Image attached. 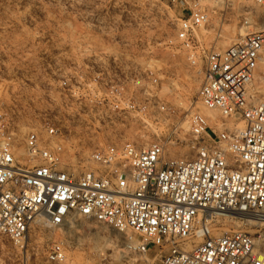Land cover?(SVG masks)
Returning a JSON list of instances; mask_svg holds the SVG:
<instances>
[{"label": "built area", "instance_id": "1", "mask_svg": "<svg viewBox=\"0 0 264 264\" xmlns=\"http://www.w3.org/2000/svg\"><path fill=\"white\" fill-rule=\"evenodd\" d=\"M179 1L190 13L168 47L184 53L200 80L187 109L170 103L171 85L168 99L160 96L157 66H127L91 48L79 61L60 58L57 80L41 95L44 110L21 146L17 118L0 109V238L14 248L10 264H64L62 241L39 260L28 248L30 234L41 239L74 218L113 230L126 252L158 264H264V0H250L261 11L251 14L256 29L224 50L198 33L210 28L211 9L232 3ZM199 106L218 114L222 121L213 125L221 131ZM225 121L237 123L231 129ZM149 134L154 141L145 140ZM75 136L89 140L88 169L76 176L65 160ZM186 143L193 159L166 157ZM233 221L254 234L219 232Z\"/></svg>", "mask_w": 264, "mask_h": 264}, {"label": "rangeland", "instance_id": "2", "mask_svg": "<svg viewBox=\"0 0 264 264\" xmlns=\"http://www.w3.org/2000/svg\"><path fill=\"white\" fill-rule=\"evenodd\" d=\"M215 2L207 0L205 4L215 7L211 4ZM229 2L232 5L226 10L211 9L210 28L198 33L201 41L215 43L219 50L254 31L251 14L259 16L261 12L250 0ZM189 13L179 0H0V109L5 115L17 118L16 145H22L26 129L35 125L38 113L43 112L41 95L44 88L57 80L60 58L79 61L81 53L89 48L108 50L127 66H157L162 84L160 96L167 95L168 99L166 85H171L170 103L187 109L195 101L200 80L188 68L184 53L168 47V43L175 42L178 21ZM245 16L250 18L247 26L243 25ZM226 42L231 45L223 48ZM259 66L258 71L264 72V63L260 62ZM216 121L208 123L218 133L221 129L213 125ZM224 123L232 129L237 122ZM240 127L242 123L237 124ZM148 137L145 140H155L152 134ZM88 141L76 136L67 140L65 160L74 176L88 169ZM172 150L174 153L167 158L193 159L196 155L190 143ZM74 221L60 232H44L43 238L37 240L33 230L29 250L33 249L40 260L53 242L62 241L66 251L64 264H146L147 259L148 264H158L160 261L126 252L122 236L115 239L116 232L105 226L84 219ZM233 230L254 234V228L240 226L235 221L219 228V232ZM13 255L10 242L0 238V264L12 263Z\"/></svg>", "mask_w": 264, "mask_h": 264}, {"label": "bare ground", "instance_id": "3", "mask_svg": "<svg viewBox=\"0 0 264 264\" xmlns=\"http://www.w3.org/2000/svg\"><path fill=\"white\" fill-rule=\"evenodd\" d=\"M207 0H205V2H206ZM209 2V1H208ZM212 5H216L215 3H211ZM245 35V34H244ZM229 45H231V44H229L228 42H226V43H223L222 44V47L223 48H225V47H227V46H229ZM223 50V49H222ZM262 63H264V56H263V58H262V61H261ZM259 68H260V66H259ZM257 88V87H256ZM255 88V89H256ZM258 89V88H257ZM256 89V90H257ZM260 92H262V91H260ZM199 108H200V113L205 117V118H207V122H213V121H215V120H217L218 122H220L221 123V119H220V117L218 116V114L216 113V112H213V111H209V110H206V109H203L202 107H200L199 106ZM16 143L18 142V141H15ZM16 145V144H15ZM15 156L17 157V158H20L21 157V159H23L25 156H26V154H25V151H24V149L23 148H17V150H16V153H15ZM23 157V158H22ZM76 218H74V219H71V221H70V223H69V226L73 223H75V220ZM115 235V239L116 238H118V237H121V235L120 234H114ZM122 240H123V238H122ZM108 243V242H107ZM111 243H113V242H111ZM107 245H109V244H106V246ZM111 245V244H110ZM109 245V246H110ZM114 248V247H113ZM105 249H106V247H105ZM109 249V248H108ZM107 249V250H108ZM114 250V249H113ZM124 251V250H123Z\"/></svg>", "mask_w": 264, "mask_h": 264}]
</instances>
